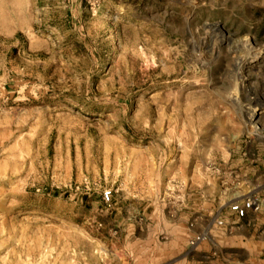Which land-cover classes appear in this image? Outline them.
Wrapping results in <instances>:
<instances>
[{"label":"rangeland","instance_id":"374dc122","mask_svg":"<svg viewBox=\"0 0 264 264\" xmlns=\"http://www.w3.org/2000/svg\"><path fill=\"white\" fill-rule=\"evenodd\" d=\"M248 215L264 241L262 0H0V264H110L134 216L264 264L214 240Z\"/></svg>","mask_w":264,"mask_h":264},{"label":"crops","instance_id":"0c3cea01","mask_svg":"<svg viewBox=\"0 0 264 264\" xmlns=\"http://www.w3.org/2000/svg\"><path fill=\"white\" fill-rule=\"evenodd\" d=\"M262 6H264V0H262ZM146 208L144 207L143 210L146 211ZM192 209L196 210V204L192 206ZM162 210L161 207V214H163ZM143 213L145 214V212ZM145 215L148 220L149 214ZM249 216L237 221L239 224L235 230L237 235L233 236L235 239L224 234L225 236L217 237V239L214 237V240L218 243L222 242L221 246L223 248H229L234 241L239 242L241 247L246 246L245 244L255 238L264 242L261 235L255 237L256 234L254 233L244 235V232H241L247 225L246 222L250 223ZM128 218V221L126 218H121L118 222L119 232L116 235L110 234L111 238L104 236L103 239L97 237L96 248H91V250L96 252L98 259H105L110 264H223L222 262L227 261L224 252L216 253V258L212 256L214 252H211L209 246L204 243L191 251L188 245L190 233L186 225L187 222L174 223L172 231L179 228L182 232L180 234H168L166 240L161 241L160 233L154 232L152 223L143 222L141 219H137L136 216ZM214 240H211L212 244L215 243ZM82 250H85V247L82 246ZM215 250L221 251L219 247L214 248ZM109 255L111 257L108 258Z\"/></svg>","mask_w":264,"mask_h":264},{"label":"built area","instance_id":"2783aa9c","mask_svg":"<svg viewBox=\"0 0 264 264\" xmlns=\"http://www.w3.org/2000/svg\"><path fill=\"white\" fill-rule=\"evenodd\" d=\"M112 196L111 190H106L104 192V197L106 200H110ZM260 208V203L255 198H248L241 202H235L231 205L232 212L235 213V215L238 218H244L250 210H258ZM206 239V235L199 233L195 234L190 239V245L191 247L197 246L201 241Z\"/></svg>","mask_w":264,"mask_h":264},{"label":"bare ground","instance_id":"6f19581e","mask_svg":"<svg viewBox=\"0 0 264 264\" xmlns=\"http://www.w3.org/2000/svg\"><path fill=\"white\" fill-rule=\"evenodd\" d=\"M255 114H256V110L253 112V116H254ZM253 116H252V117H253Z\"/></svg>","mask_w":264,"mask_h":264}]
</instances>
